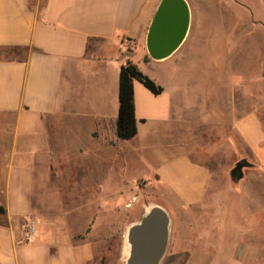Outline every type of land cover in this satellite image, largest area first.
Wrapping results in <instances>:
<instances>
[{"label":"crops","instance_id":"1","mask_svg":"<svg viewBox=\"0 0 264 264\" xmlns=\"http://www.w3.org/2000/svg\"><path fill=\"white\" fill-rule=\"evenodd\" d=\"M160 1L0 0V49L28 50L24 58L0 59V264L95 259L91 234L77 241L81 232L71 222L62 176L73 181L70 196L101 195L119 210L128 198L142 200L144 180L169 206L207 201L211 173L195 157L193 132L201 131L206 113L191 103L187 80L175 70L185 55L178 50L162 61L144 60ZM126 43L135 47L130 57ZM129 60L163 92L154 95L134 82L138 133L123 141L117 136L120 72ZM235 130L264 174L259 114L239 117ZM99 166L106 173L97 180ZM31 220L37 238L24 243ZM89 223L95 228L96 221Z\"/></svg>","mask_w":264,"mask_h":264},{"label":"rangeland","instance_id":"2","mask_svg":"<svg viewBox=\"0 0 264 264\" xmlns=\"http://www.w3.org/2000/svg\"><path fill=\"white\" fill-rule=\"evenodd\" d=\"M186 1L191 24L179 48L185 60L175 70L187 80L191 103L197 102L206 113L201 131L193 132L195 157L211 173L210 196L194 207L169 206L144 180L142 200L133 203L128 198L119 210L101 195L70 196L68 183L73 181L61 175L71 222L81 232L77 241L86 239L87 232L95 243L91 264H127L129 229L156 206L170 218L160 264H264V174L235 130V121L251 111L264 125V0ZM27 53V49H0V59L24 58ZM242 160L249 166L235 181L232 172ZM99 168L94 173L97 180L106 173L104 166Z\"/></svg>","mask_w":264,"mask_h":264},{"label":"water","instance_id":"3","mask_svg":"<svg viewBox=\"0 0 264 264\" xmlns=\"http://www.w3.org/2000/svg\"><path fill=\"white\" fill-rule=\"evenodd\" d=\"M191 24L186 0H161L146 36V49L154 61L171 57L184 44ZM249 163L240 161L232 172L235 181L243 177ZM170 218L159 206L148 211L128 232L130 247L127 264H160L167 249Z\"/></svg>","mask_w":264,"mask_h":264},{"label":"trees","instance_id":"4","mask_svg":"<svg viewBox=\"0 0 264 264\" xmlns=\"http://www.w3.org/2000/svg\"><path fill=\"white\" fill-rule=\"evenodd\" d=\"M19 49L24 48H15L14 50ZM144 60L145 62H151V58L148 55ZM135 81L142 83L154 95H160L163 92V88L146 76L132 61L129 60L125 65L122 66L120 72V108L117 121V136L123 141L133 139L138 133L135 116ZM2 213H5V209L0 207V214Z\"/></svg>","mask_w":264,"mask_h":264},{"label":"built area","instance_id":"5","mask_svg":"<svg viewBox=\"0 0 264 264\" xmlns=\"http://www.w3.org/2000/svg\"><path fill=\"white\" fill-rule=\"evenodd\" d=\"M125 51L127 52H134L135 47L130 43H126ZM37 238V223L35 220L29 221L27 224L24 234H23V242L24 243H32L35 242Z\"/></svg>","mask_w":264,"mask_h":264},{"label":"bare ground","instance_id":"6","mask_svg":"<svg viewBox=\"0 0 264 264\" xmlns=\"http://www.w3.org/2000/svg\"><path fill=\"white\" fill-rule=\"evenodd\" d=\"M129 250H130V248H129V245H128L127 248L125 249V251H127V253H129Z\"/></svg>","mask_w":264,"mask_h":264}]
</instances>
